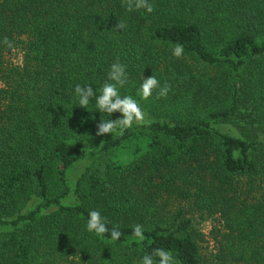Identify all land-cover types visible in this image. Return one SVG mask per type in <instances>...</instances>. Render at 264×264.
I'll use <instances>...</instances> for the list:
<instances>
[{
	"label": "trees",
	"instance_id": "obj_1",
	"mask_svg": "<svg viewBox=\"0 0 264 264\" xmlns=\"http://www.w3.org/2000/svg\"><path fill=\"white\" fill-rule=\"evenodd\" d=\"M149 2L152 13L122 0H0V264H140L157 248L209 264L184 206L161 217L162 191L219 216L214 264H264V0ZM177 43L222 70L218 86L196 78L178 102L154 89L144 111L157 118L97 136L120 113L79 106L75 85L99 93L119 60L120 95L141 99L142 72ZM90 144L99 147L72 184ZM91 210L109 233L86 230Z\"/></svg>",
	"mask_w": 264,
	"mask_h": 264
},
{
	"label": "clouds",
	"instance_id": "obj_2",
	"mask_svg": "<svg viewBox=\"0 0 264 264\" xmlns=\"http://www.w3.org/2000/svg\"><path fill=\"white\" fill-rule=\"evenodd\" d=\"M122 5L126 7L128 12L145 10L147 13L154 11V6L149 0H122ZM117 29H123L124 24L118 22L116 25ZM7 43V39L5 38ZM10 46V45H9ZM172 56L180 58L183 55V45L177 43L172 48ZM127 83L126 67L117 60L110 66V70L107 74V81L103 84L99 90L93 89L91 84L81 86L76 84L74 88L75 95L78 99V105L87 109L91 100L95 101V107L100 111L109 114L110 116L114 112L120 113V117L117 119L101 120L97 124V136H103L105 134L123 135L124 132L131 128L134 123L143 124L149 121L145 120V113L139 106L137 100L131 96H121L119 88L123 87ZM159 89L157 98L166 97L171 89V85L165 82L163 86L156 79L155 76L151 75L143 79L142 84L138 90V95L141 99L147 100L154 89ZM88 220L86 223V230L88 232H94L97 236H103L109 233L101 213L98 210H91L88 213ZM134 237L137 241H143L144 231L143 226L136 224L132 226ZM122 233L119 230V226H114L110 231L111 240L115 241L120 239ZM153 256L159 257L158 262L154 261ZM140 264H179L173 257L172 253L164 249H154L152 254L144 255L141 258Z\"/></svg>",
	"mask_w": 264,
	"mask_h": 264
},
{
	"label": "rangeland",
	"instance_id": "obj_3",
	"mask_svg": "<svg viewBox=\"0 0 264 264\" xmlns=\"http://www.w3.org/2000/svg\"><path fill=\"white\" fill-rule=\"evenodd\" d=\"M173 47L174 46L168 45L161 47L163 59L158 68L151 70L153 74H149V69H147L146 72H142V75L145 76V78L151 75L155 76L161 86H163L165 82H168L171 85V89L165 97L167 101L178 102L183 101L187 96L190 97V95L197 91L199 87V83H196V78L205 80L201 81V83H205L212 88L218 86L220 72L222 71L221 69L208 66L197 58L186 53H183V55L177 59L172 56L171 50ZM17 58V54H13V59L17 60ZM135 100H137L139 106L145 113L146 121H151L158 117V113L156 112H153L152 115L148 110L144 111V106L147 103L144 99L138 98ZM98 147L99 146L90 144L87 147L88 152L86 157L71 168L70 182H72V184L83 172L84 168L93 160L94 155L91 152L96 151ZM157 181L159 182L161 180L158 178ZM158 202L162 207L160 214L163 218L171 217L180 206L186 208L189 213L188 216L195 218L196 230L198 232L202 253L209 264H214L215 261L212 259L214 258L212 256L215 252L220 251V241L223 239L221 233L223 228L219 216H217L218 219H214L208 215H203L202 212L193 205L192 201H188L175 193L170 195L167 192L162 191V194L159 195Z\"/></svg>",
	"mask_w": 264,
	"mask_h": 264
}]
</instances>
